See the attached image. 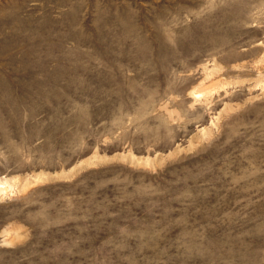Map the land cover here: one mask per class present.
<instances>
[{
	"label": "clouds",
	"instance_id": "clouds-1",
	"mask_svg": "<svg viewBox=\"0 0 264 264\" xmlns=\"http://www.w3.org/2000/svg\"><path fill=\"white\" fill-rule=\"evenodd\" d=\"M0 264H264V0H0Z\"/></svg>",
	"mask_w": 264,
	"mask_h": 264
}]
</instances>
